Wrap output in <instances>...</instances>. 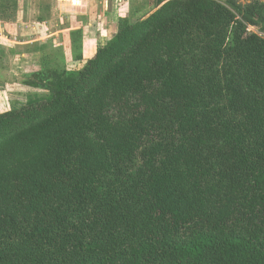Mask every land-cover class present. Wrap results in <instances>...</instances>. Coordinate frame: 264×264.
<instances>
[{
	"label": "trees",
	"instance_id": "trees-1",
	"mask_svg": "<svg viewBox=\"0 0 264 264\" xmlns=\"http://www.w3.org/2000/svg\"><path fill=\"white\" fill-rule=\"evenodd\" d=\"M148 3L0 111V264H264V0Z\"/></svg>",
	"mask_w": 264,
	"mask_h": 264
},
{
	"label": "rangeland",
	"instance_id": "rangeland-1",
	"mask_svg": "<svg viewBox=\"0 0 264 264\" xmlns=\"http://www.w3.org/2000/svg\"><path fill=\"white\" fill-rule=\"evenodd\" d=\"M22 1L17 0L15 8L13 0H0V24L2 32L7 38L5 44H0V111L49 97V93L45 89L22 85L25 80L39 81L31 74L41 69L40 58H47L45 63L51 64L52 68L57 67L59 71L80 69L94 52L89 54L82 43L83 57L80 60L74 59V48L76 47H71L70 42L73 38L69 32L79 28L84 31L82 23L87 20V16L94 17L95 20L99 10L108 9L103 4H98L99 0H61L60 2L56 0H24L23 3ZM250 1L252 0H236L241 6ZM114 3L116 5L122 3L124 6L122 13L129 14L130 0H114ZM148 4H151L148 6L151 10L149 13H151L155 10V4H153V0H150ZM38 15L42 19H39ZM21 22L27 23V26L22 27L24 35H20V31H18L20 27L15 25ZM68 25L70 27H67ZM251 30L257 32L255 28H251ZM115 32L116 29L112 33L102 36L104 41L100 45H104L112 37L110 35ZM76 36L79 39L82 37V42L84 41V32L82 35L76 34ZM30 52L33 54H27ZM49 76L47 74V78Z\"/></svg>",
	"mask_w": 264,
	"mask_h": 264
},
{
	"label": "crops",
	"instance_id": "crops-1",
	"mask_svg": "<svg viewBox=\"0 0 264 264\" xmlns=\"http://www.w3.org/2000/svg\"><path fill=\"white\" fill-rule=\"evenodd\" d=\"M57 2H60L61 0H56ZM150 1V0H148ZM24 0L22 1V3ZM98 4H103L105 7H108L107 10L105 11H100L99 13L96 14V19L94 20V17L87 16V20H84L82 25H84V41H83V47L90 53L94 52L96 49L97 45H100L104 40L102 36H106L114 31V29H117V22L119 17H126L128 14L127 13H122L124 12V6L122 3L120 4H115L114 0H99ZM122 2V1H121ZM25 5V4H23ZM27 5V1H26ZM91 5V4H89ZM103 6V7H104ZM151 6V4H149ZM123 14V15H122ZM93 18V19H92ZM18 19V18H17ZM88 19H90L88 21ZM86 21V22H85ZM96 22V24H95ZM17 27H20V35L22 34V27L27 26V23H16L15 24ZM22 25V26H21ZM96 27L97 29H93ZM17 31V32H18ZM30 35V34H28ZM6 35L3 34L1 24H0V44H5L6 42ZM112 36V35H110ZM109 38V37H108ZM5 39V40H4ZM27 54H33L32 52L27 53ZM23 55V54H21Z\"/></svg>",
	"mask_w": 264,
	"mask_h": 264
}]
</instances>
